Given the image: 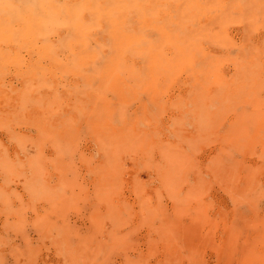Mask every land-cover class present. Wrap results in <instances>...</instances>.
Segmentation results:
<instances>
[{
	"label": "clouds",
	"instance_id": "clouds-1",
	"mask_svg": "<svg viewBox=\"0 0 264 264\" xmlns=\"http://www.w3.org/2000/svg\"><path fill=\"white\" fill-rule=\"evenodd\" d=\"M0 264H264V0H0Z\"/></svg>",
	"mask_w": 264,
	"mask_h": 264
},
{
	"label": "rangeland",
	"instance_id": "rangeland-1",
	"mask_svg": "<svg viewBox=\"0 0 264 264\" xmlns=\"http://www.w3.org/2000/svg\"><path fill=\"white\" fill-rule=\"evenodd\" d=\"M144 179H146L147 177L145 176V177H143Z\"/></svg>",
	"mask_w": 264,
	"mask_h": 264
}]
</instances>
